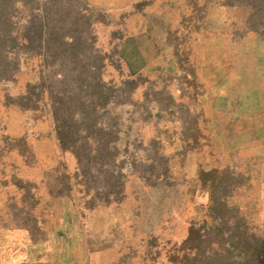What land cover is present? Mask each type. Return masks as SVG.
I'll list each match as a JSON object with an SVG mask.
<instances>
[{
  "label": "rangeland",
  "instance_id": "obj_1",
  "mask_svg": "<svg viewBox=\"0 0 264 264\" xmlns=\"http://www.w3.org/2000/svg\"><path fill=\"white\" fill-rule=\"evenodd\" d=\"M85 6L94 120L64 149L0 92V264H196L199 241L221 263L264 241V0Z\"/></svg>",
  "mask_w": 264,
  "mask_h": 264
},
{
  "label": "trees",
  "instance_id": "obj_2",
  "mask_svg": "<svg viewBox=\"0 0 264 264\" xmlns=\"http://www.w3.org/2000/svg\"><path fill=\"white\" fill-rule=\"evenodd\" d=\"M79 1L78 13L71 0H0V92L5 104L34 119L48 115L64 149L74 126L94 120L90 111L105 107L110 96L100 74L104 58L98 59L82 38L91 35L94 23L84 16V0ZM25 12L29 20L21 31L17 22ZM27 70L33 78L24 87ZM16 86L20 91L13 95L9 89ZM199 242L197 255L202 253ZM229 248L221 263L216 256L199 261L196 255V264H264V241L238 240Z\"/></svg>",
  "mask_w": 264,
  "mask_h": 264
}]
</instances>
